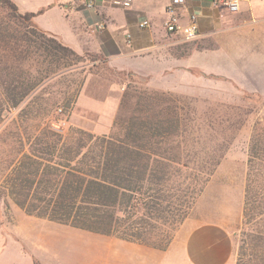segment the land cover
<instances>
[{
  "label": "trees",
  "instance_id": "1",
  "mask_svg": "<svg viewBox=\"0 0 264 264\" xmlns=\"http://www.w3.org/2000/svg\"><path fill=\"white\" fill-rule=\"evenodd\" d=\"M44 10L23 12L14 0H0L2 106H19L40 85L87 61L36 24ZM40 64L53 72L42 77ZM173 102L168 92L135 88L122 95L110 135L79 127L63 133L44 124L34 136H0V147L10 148L7 158L0 156V199L29 215L166 249L217 165L198 166L186 153L182 115ZM7 116L0 131L21 127ZM255 158L251 154L245 189L248 224L264 214V202L254 199L264 193L251 169ZM236 264H245V252Z\"/></svg>",
  "mask_w": 264,
  "mask_h": 264
},
{
  "label": "crops",
  "instance_id": "2",
  "mask_svg": "<svg viewBox=\"0 0 264 264\" xmlns=\"http://www.w3.org/2000/svg\"><path fill=\"white\" fill-rule=\"evenodd\" d=\"M14 1L23 12L45 8L34 19L41 29L78 53L92 51L104 57L115 70L147 76L177 71L176 84L184 76L191 90L197 84L223 83L214 76L230 77L248 92L264 93V0H240L235 12L215 0H186L179 8V21L187 25L196 14L199 25L198 38L190 42L209 43L186 58L170 51L173 36H180L166 28L171 0H135L131 7L111 0H94V7L87 6L88 0ZM143 20L150 24L141 27ZM100 22L104 29L96 28ZM194 69L202 74L197 76ZM164 88L177 91L175 85ZM77 104L93 111L110 106L115 113L119 101L115 96L100 101L80 94ZM212 191L206 188L166 249L18 214L15 230L0 243V264H236L229 232L236 218L222 200L213 206L220 192ZM229 197L227 203L236 201L235 191ZM1 226L0 221V238Z\"/></svg>",
  "mask_w": 264,
  "mask_h": 264
},
{
  "label": "rangeland",
  "instance_id": "3",
  "mask_svg": "<svg viewBox=\"0 0 264 264\" xmlns=\"http://www.w3.org/2000/svg\"><path fill=\"white\" fill-rule=\"evenodd\" d=\"M173 42L170 51L180 58H186L194 50H201L205 44H209L200 40L186 41L180 36H173ZM80 54L84 55L87 61L78 62L77 69H72L64 76L45 81L46 83L40 85L19 106L5 107L0 102V121L3 116L8 115V120L9 117L15 118L22 123L21 127L13 126L1 130L0 136L8 139H15L18 135L34 136L37 133L36 128L44 124H50L63 133L69 132L72 127H79L96 134L110 135L114 131L120 104L116 107L115 113L110 106H105L101 111L88 110L77 104L80 94H88L100 101L115 96L120 103L124 92H134L135 88L168 92L174 98L172 104L179 106L182 115L186 153L198 166L211 167L214 163L217 164L201 195L209 186L211 191L220 192L216 196V201H213L215 203L213 206L222 200V204L226 203L229 208L231 207L230 212L225 210L221 212H227L232 218H236L229 227L235 247L236 263L240 253L245 252V264H264V257L261 254L264 250V240L259 238L261 233H264V214L256 215L249 224L246 223L243 214L251 154L259 157L255 158L251 169L256 171V183L264 186V93L248 92L236 84L233 78L216 76L213 79L223 80V83H217L218 86L213 87L205 86L203 83L197 84L191 90L184 76L179 77V84H176L177 78L174 74L177 71L147 76L135 71L115 70L104 57L92 51ZM94 58L96 59L91 60ZM75 61L70 60L71 63ZM36 68L40 70L42 77L53 72H44L41 64ZM48 69L53 70L50 67ZM33 72L37 74L36 70ZM194 72L197 76L202 74L200 69H194ZM172 85L176 86L177 91L164 88ZM9 149L0 147V156L7 158ZM234 191L236 201L233 199L232 204L227 203L226 201L230 199L229 194ZM262 192L254 194L257 202H264ZM196 203L189 215L195 209ZM25 213L11 199H0L3 235L0 243L7 237L6 234L15 230L18 214Z\"/></svg>",
  "mask_w": 264,
  "mask_h": 264
},
{
  "label": "built area",
  "instance_id": "4",
  "mask_svg": "<svg viewBox=\"0 0 264 264\" xmlns=\"http://www.w3.org/2000/svg\"><path fill=\"white\" fill-rule=\"evenodd\" d=\"M112 2L122 5L124 7H131L135 0H111ZM94 0H88L87 6L94 7ZM186 0H171L167 6L166 12L168 14V20L166 21V28L169 32L179 34L186 41H191L199 36V25L196 14L190 16V21L187 25H182L179 21V8L185 5ZM215 4H219L231 12L238 11L240 9V0H215ZM150 23L148 20H143L140 23L141 27L148 26ZM97 29H104L105 24L103 22L97 23Z\"/></svg>",
  "mask_w": 264,
  "mask_h": 264
}]
</instances>
